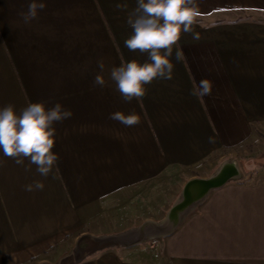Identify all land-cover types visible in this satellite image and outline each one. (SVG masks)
Listing matches in <instances>:
<instances>
[{"label":"crops","instance_id":"1","mask_svg":"<svg viewBox=\"0 0 264 264\" xmlns=\"http://www.w3.org/2000/svg\"><path fill=\"white\" fill-rule=\"evenodd\" d=\"M28 2L0 0V107L60 102L73 114L55 125L48 177L0 154V264H264L263 155L164 227L187 181L263 140L264 0H198L200 39L182 34L173 78L131 102L109 72L147 59L123 45L136 0H43L25 24ZM201 79L212 91L196 98ZM34 180L43 190L25 191Z\"/></svg>","mask_w":264,"mask_h":264},{"label":"clouds","instance_id":"2","mask_svg":"<svg viewBox=\"0 0 264 264\" xmlns=\"http://www.w3.org/2000/svg\"><path fill=\"white\" fill-rule=\"evenodd\" d=\"M44 7L43 0H29L26 10L20 14L23 22L30 23ZM199 15L198 0H136V7L126 18L131 33L123 40V45L130 51L146 54L147 59L122 62L109 72L124 102L143 97L146 86L154 80L173 78V59L182 61L184 55L179 44L182 34H191L193 41L200 39V34L193 29ZM97 67L102 73L105 66L98 61ZM93 82L100 87L105 85L99 73ZM211 91L212 82L201 79L190 89V95L202 98ZM72 114L60 102L49 106L44 101H29L19 110L13 104L0 107V154L13 158L17 165H23L26 159L29 165H35L36 173L48 177L58 166V154L54 151L55 125ZM109 119L129 127L136 124L138 118L134 111H116L109 114ZM43 188L41 180L24 185L28 192Z\"/></svg>","mask_w":264,"mask_h":264},{"label":"water","instance_id":"3","mask_svg":"<svg viewBox=\"0 0 264 264\" xmlns=\"http://www.w3.org/2000/svg\"><path fill=\"white\" fill-rule=\"evenodd\" d=\"M239 177V169L233 162L223 164L211 177L194 178L186 182L180 199L169 210L164 227L173 230L182 216L194 205L205 199L208 193Z\"/></svg>","mask_w":264,"mask_h":264},{"label":"rangeland","instance_id":"4","mask_svg":"<svg viewBox=\"0 0 264 264\" xmlns=\"http://www.w3.org/2000/svg\"><path fill=\"white\" fill-rule=\"evenodd\" d=\"M264 21V18H262ZM238 152V151H237ZM263 155V164H264V137L261 143L259 144H254L250 148H246L241 150L236 154V157L234 158L235 163L239 168H241L243 171L246 170L249 166H253L254 164H258V160ZM260 167V165L256 166ZM264 168V166H263ZM67 249H69L67 247Z\"/></svg>","mask_w":264,"mask_h":264}]
</instances>
